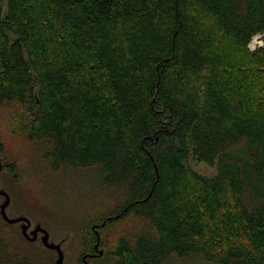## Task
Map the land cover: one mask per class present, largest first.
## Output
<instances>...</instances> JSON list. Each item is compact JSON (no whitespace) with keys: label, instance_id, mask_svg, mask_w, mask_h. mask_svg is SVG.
Segmentation results:
<instances>
[{"label":"trees","instance_id":"16d2710c","mask_svg":"<svg viewBox=\"0 0 264 264\" xmlns=\"http://www.w3.org/2000/svg\"><path fill=\"white\" fill-rule=\"evenodd\" d=\"M258 35L264 0H0L11 135L51 170L94 168L121 195L93 224L105 252L94 264H264ZM130 216L142 230L109 251L102 232ZM12 226L0 214V264H44Z\"/></svg>","mask_w":264,"mask_h":264},{"label":"rangeland","instance_id":"374dc122","mask_svg":"<svg viewBox=\"0 0 264 264\" xmlns=\"http://www.w3.org/2000/svg\"><path fill=\"white\" fill-rule=\"evenodd\" d=\"M254 40L256 48L264 45L263 35L256 36ZM8 122L5 109H0V159L16 170L1 174L0 189L11 197L7 215L10 218L24 215L32 220L33 225H42L49 232L50 241L61 244L64 264H83L81 255L89 243L90 224L114 211L121 204V195L103 186L94 168L51 170L47 163L33 156L22 140L11 135ZM190 164L204 176L216 174L215 168L204 163L191 160ZM2 203L0 198V205ZM142 226L131 216L122 223L107 226L102 232L105 247L111 251L119 237L136 235ZM8 232L17 240L26 241L19 225L8 228ZM28 243L25 248L40 254L44 264H56L57 253L46 250L40 238L35 243ZM97 263L116 264V258L111 255ZM164 264L211 263L200 258L171 257Z\"/></svg>","mask_w":264,"mask_h":264},{"label":"water","instance_id":"95a60500","mask_svg":"<svg viewBox=\"0 0 264 264\" xmlns=\"http://www.w3.org/2000/svg\"><path fill=\"white\" fill-rule=\"evenodd\" d=\"M2 170H3V164H2V161L0 160V178H1ZM0 196L4 197V201L0 205V214L3 218V220L7 224H10V225H14V224H17L20 222H24V224L21 227V232H22V235L24 236V238L31 243L36 242L38 240V234L41 233L42 236L40 238V241H41L42 245L46 249L55 251L57 253L56 264H64V253L62 251L61 244H56V243L51 242L49 232L46 229L42 228L41 226L36 227L31 233H28V230L31 227L30 220L28 218H24V217L15 218V219L10 218L7 215V208L11 203L10 195L8 193H6L5 191L0 190ZM126 211H127V209L124 210V212H126ZM112 219L113 218L111 217V218H108L107 220L111 221ZM104 225H105V222L102 223L100 225V227H104ZM93 229H95V227H93ZM99 243H100V237L98 235V242H97L96 248H98ZM103 254H104V252L102 250H100L98 252L97 256L101 257V256H103Z\"/></svg>","mask_w":264,"mask_h":264},{"label":"flooded vegetation","instance_id":"af4514ba","mask_svg":"<svg viewBox=\"0 0 264 264\" xmlns=\"http://www.w3.org/2000/svg\"><path fill=\"white\" fill-rule=\"evenodd\" d=\"M1 160V159H0ZM2 161V160H1ZM2 164H4V162L2 161ZM4 171V169L2 170V172ZM2 172H1V174H2ZM0 180H1V178H0ZM0 190H2V191H5L4 189H0ZM6 192V191H5ZM7 193V192H6ZM0 198H2L3 199V201H4V197L3 196H0ZM11 198V197H10ZM10 205H11V203H10ZM10 205L8 206V208L10 207ZM8 208H7V210H8ZM21 217H24V218H28V217H26V216H24V215H18V216H16V217H14L13 219H15V218H21ZM12 218V217H11ZM29 220H30V222H31V227H30V229L28 230V233H31L36 227H38V226H41L42 227V225H40V224H36V225H33V223H32V220L30 219V218H28ZM24 224V222H20V223H17V224H14L15 226H17V225H19L20 226V228L22 227V225ZM99 225H91V230L93 231V233H94V235L96 236V239L98 240V235H99V237H100V228L98 227ZM93 227H95V229H93ZM43 228V227H42ZM45 229V228H44ZM41 236H42V234L41 233H39L38 234V239L39 238H41ZM101 239V238H100ZM38 241V240H37ZM36 241V242H37ZM100 242H101V240H100ZM96 245H97V243H95V245H94V247H93V249H92V247L90 248H86L84 251H83V253H82V255H81V257H82V262H83V264H94V260H96V259H99V258H101V257H98L97 256V254H98V252L100 251V250H102L103 252H104V250H103V248H101L100 247V243H99V245H98V248H96ZM104 254H105V252H104ZM103 254V255H104ZM65 257V256H64Z\"/></svg>","mask_w":264,"mask_h":264},{"label":"built area","instance_id":"2783aa9c","mask_svg":"<svg viewBox=\"0 0 264 264\" xmlns=\"http://www.w3.org/2000/svg\"><path fill=\"white\" fill-rule=\"evenodd\" d=\"M254 41H252L253 43L250 44V48H252V49H255L256 48V46H253V44L255 43Z\"/></svg>","mask_w":264,"mask_h":264}]
</instances>
